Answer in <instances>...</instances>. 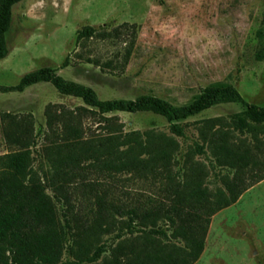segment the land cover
Returning <instances> with one entry per match:
<instances>
[{
    "label": "trees",
    "instance_id": "trees-1",
    "mask_svg": "<svg viewBox=\"0 0 264 264\" xmlns=\"http://www.w3.org/2000/svg\"><path fill=\"white\" fill-rule=\"evenodd\" d=\"M19 1L0 0V59L8 54L5 33ZM95 33L87 26L77 41ZM257 34L262 38L263 30ZM255 57L264 58V44ZM41 81L84 105L48 103L39 145L32 113H1L8 150L0 154V264H193L211 216L264 178V105L246 102L231 84L211 83L184 105L151 94L100 99L90 86L44 66L0 91ZM220 102L245 109L197 121L198 141L179 156V120ZM140 110L164 116L171 133L126 131L117 114L108 115ZM206 154L210 167L229 170L214 189L207 183L210 168L196 158ZM38 158L49 164L42 174L34 169Z\"/></svg>",
    "mask_w": 264,
    "mask_h": 264
},
{
    "label": "rangeland",
    "instance_id": "rangeland-1",
    "mask_svg": "<svg viewBox=\"0 0 264 264\" xmlns=\"http://www.w3.org/2000/svg\"><path fill=\"white\" fill-rule=\"evenodd\" d=\"M87 26L95 35L78 42V32ZM259 29L264 33V0H21L11 8L0 85H14L27 72L50 66L64 79L90 86L100 99L151 94L184 105L205 86L223 82L233 85L246 102L263 106L264 58L255 57L264 44ZM48 103L84 105L81 98L62 94L46 81L22 91H0V115L32 113L38 145ZM243 109L240 102H220L179 120L184 123V135L176 136L179 156L198 141L197 121ZM111 114L119 116L126 131L155 128L171 133L166 118L152 111ZM7 150L0 128V154ZM196 158L210 168L209 187L219 186V175L228 169L210 167L208 154ZM48 168L40 158L34 163L39 174ZM127 184L132 190L140 187ZM67 259L64 253L63 261ZM193 264H264V178L211 216L203 251Z\"/></svg>",
    "mask_w": 264,
    "mask_h": 264
},
{
    "label": "crops",
    "instance_id": "crops-1",
    "mask_svg": "<svg viewBox=\"0 0 264 264\" xmlns=\"http://www.w3.org/2000/svg\"><path fill=\"white\" fill-rule=\"evenodd\" d=\"M2 59V58H1ZM32 85V84H31ZM30 86V85H29ZM29 86H27V87H29Z\"/></svg>",
    "mask_w": 264,
    "mask_h": 264
}]
</instances>
